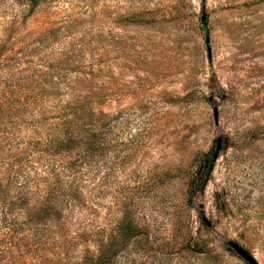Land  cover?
Masks as SVG:
<instances>
[{
    "label": "rangeland",
    "instance_id": "obj_1",
    "mask_svg": "<svg viewBox=\"0 0 264 264\" xmlns=\"http://www.w3.org/2000/svg\"><path fill=\"white\" fill-rule=\"evenodd\" d=\"M27 13L0 0V264H264V0ZM72 102L102 116L55 150Z\"/></svg>",
    "mask_w": 264,
    "mask_h": 264
},
{
    "label": "trees",
    "instance_id": "obj_2",
    "mask_svg": "<svg viewBox=\"0 0 264 264\" xmlns=\"http://www.w3.org/2000/svg\"><path fill=\"white\" fill-rule=\"evenodd\" d=\"M27 6V16L31 17L37 8L43 3V0H24ZM64 109L69 110L67 116L73 117L74 120L68 121L65 125V129L61 130L63 135L67 137L66 141L58 143L54 146L55 150H66L72 151L76 147L74 134H87L90 133L87 131L88 128L93 129L99 123L102 113L98 112L92 104L86 102H72L68 103ZM94 130V129H93ZM93 140L97 138L95 132L89 134ZM196 182L198 185H203V180L199 177H196ZM1 183H0V193H1ZM38 212L54 213V207L48 205L43 209L38 210ZM120 234L125 240L133 239L139 234L138 227L135 226L132 220L128 219L120 225ZM96 264V263H93Z\"/></svg>",
    "mask_w": 264,
    "mask_h": 264
},
{
    "label": "water",
    "instance_id": "obj_3",
    "mask_svg": "<svg viewBox=\"0 0 264 264\" xmlns=\"http://www.w3.org/2000/svg\"><path fill=\"white\" fill-rule=\"evenodd\" d=\"M204 20L205 19L203 18L202 23H204ZM205 46H206V50H207L208 55H210L209 37L207 35L205 37ZM213 120H214V123L216 125H218V111H217V109H214V111H213ZM226 143H227V140L223 139L222 137H218L214 141L215 150H214V153L212 154V159H211L212 165L218 159L219 153L222 149V145L226 144ZM212 165L209 167V171H211ZM207 166H208V164L205 163L204 168H207ZM227 246H228V251H231L232 253H234L238 258H240L241 260H243L247 264H258L256 262L255 258L246 249H244L242 246H240L238 243L230 241L227 243Z\"/></svg>",
    "mask_w": 264,
    "mask_h": 264
},
{
    "label": "flooded vegetation",
    "instance_id": "obj_4",
    "mask_svg": "<svg viewBox=\"0 0 264 264\" xmlns=\"http://www.w3.org/2000/svg\"><path fill=\"white\" fill-rule=\"evenodd\" d=\"M204 171V168H202L201 170H200V172H203Z\"/></svg>",
    "mask_w": 264,
    "mask_h": 264
}]
</instances>
